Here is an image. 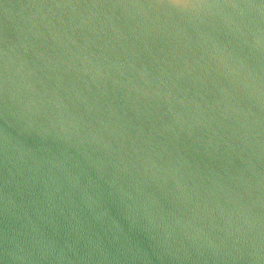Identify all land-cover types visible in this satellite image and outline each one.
<instances>
[{"label": "water", "instance_id": "1", "mask_svg": "<svg viewBox=\"0 0 264 264\" xmlns=\"http://www.w3.org/2000/svg\"><path fill=\"white\" fill-rule=\"evenodd\" d=\"M0 264H264L261 0H0Z\"/></svg>", "mask_w": 264, "mask_h": 264}, {"label": "clouds", "instance_id": "2", "mask_svg": "<svg viewBox=\"0 0 264 264\" xmlns=\"http://www.w3.org/2000/svg\"><path fill=\"white\" fill-rule=\"evenodd\" d=\"M173 7H181V8H200V7H203V8H234V9H244V8H247V9H250L246 6H243L241 4H227V5H190V4H177V5H173ZM5 91L7 92V82H5ZM7 233L5 234V240L7 242ZM6 251V255H7V249L5 250Z\"/></svg>", "mask_w": 264, "mask_h": 264}, {"label": "snow or ice", "instance_id": "3", "mask_svg": "<svg viewBox=\"0 0 264 264\" xmlns=\"http://www.w3.org/2000/svg\"><path fill=\"white\" fill-rule=\"evenodd\" d=\"M261 3L264 4V0H261ZM113 6H116V5H113Z\"/></svg>", "mask_w": 264, "mask_h": 264}]
</instances>
